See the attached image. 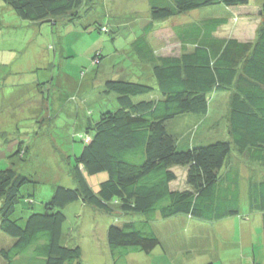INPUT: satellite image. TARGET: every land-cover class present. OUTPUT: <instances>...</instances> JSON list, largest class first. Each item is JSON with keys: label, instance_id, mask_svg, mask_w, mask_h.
Wrapping results in <instances>:
<instances>
[{"label": "trees", "instance_id": "1", "mask_svg": "<svg viewBox=\"0 0 264 264\" xmlns=\"http://www.w3.org/2000/svg\"><path fill=\"white\" fill-rule=\"evenodd\" d=\"M4 1L7 5L0 6V31L4 28L2 9L8 8L19 22L34 26L32 34L40 35L45 24L77 22L97 0ZM256 1L251 6V0H148L152 17L162 22L161 27L172 17L212 5L223 4L237 13L232 19L210 17L172 26L179 54L163 53L165 45L158 43L154 34L159 27L151 23L145 27L130 44L137 55L132 62L140 63L143 73L153 79L142 80L145 83L130 78L104 81V92L115 93L118 107L102 111L97 120L85 117L81 123L85 131H79L83 145L77 151L72 144L74 160L66 158L72 182L57 183L43 211L35 209L34 188L22 191L36 181L23 168L29 159H37L32 143L37 134L27 135L22 129L37 126L33 122L19 123L21 116L16 111L10 116L2 112L15 98L16 76L23 74H15L7 84L11 57L5 59L0 65V142L12 146L7 156L13 157L14 164L0 169V264H84L83 247L72 235L73 230L65 231L64 209L78 200L116 217L110 222L106 239L111 264H130L132 253L153 256L156 264H184L191 260L185 253L193 247L205 254L216 250L205 264L221 256L223 264L232 257L242 259L236 264H264V0ZM240 16L259 18L253 38L218 34ZM97 28L109 31L107 25L98 23ZM39 45L32 42L30 49L38 50ZM26 59L32 58L28 55L17 62L24 65ZM42 60L46 61L44 57ZM93 61L100 63L99 52ZM55 81L54 76L38 79L37 87L42 88L39 92H47L42 107L46 110L50 102L54 103V116L62 110L74 111L63 94L55 101L50 99ZM223 93L229 94L221 97ZM213 95L222 99L218 106L226 124L206 125L214 128L211 140L206 127L204 134L199 129L211 114L218 113L211 101ZM76 107L77 113L84 108ZM182 114L200 118L176 120ZM21 124L23 128H19ZM224 135L228 138L222 139ZM180 171L183 187L173 185ZM98 173L106 177L94 187L89 177ZM244 199L248 205L241 213ZM256 214L263 226L257 241L252 234L239 230L237 240L232 237V242L224 243L228 231L236 235L238 226L231 230L232 225ZM180 217L182 223L176 220ZM236 217L241 221L235 222ZM164 221L166 239L157 228ZM185 227L198 235L191 245L181 239ZM208 229L212 233L200 238L198 232ZM246 239L251 241L249 245Z\"/></svg>", "mask_w": 264, "mask_h": 264}, {"label": "rangeland", "instance_id": "2", "mask_svg": "<svg viewBox=\"0 0 264 264\" xmlns=\"http://www.w3.org/2000/svg\"><path fill=\"white\" fill-rule=\"evenodd\" d=\"M250 4L251 6H255L257 1L251 0ZM1 5H7V3L4 0H0ZM236 11V9L223 4L207 6L193 12L172 17L163 23L161 27L159 25L162 22L154 20L152 17L151 6L148 0H97L96 4L82 13L77 22L60 21L55 26L45 24V30L42 29L40 35H36L35 32L32 34L34 26L29 25L27 21L22 20V23L19 22V20L15 19L16 17L10 9L3 8L1 19H3L2 25L4 28L0 31V65L5 63V59L11 57L9 63L13 72L23 74L16 76L18 80L15 83L16 86L14 85L15 87L13 88L15 98L10 102L11 104L4 106L2 112L6 114L5 116H10L16 111L21 116L19 123L21 121L22 123L33 122L37 126H27L28 128L22 129V132H27V135L31 134L33 136L37 134L33 137V141L31 140L34 148H36L35 156L37 159H29V163L26 162L27 166L23 168L24 173L32 176L37 182L25 185L22 190L26 192L31 191L33 188L35 189L36 211L44 210V204L53 196L57 183L72 182H70L71 178L67 171L66 158L69 157L74 160V156L71 157L73 155L72 147L74 146L78 151L79 147L83 145L79 138V131H85L81 127V123L85 122V117L97 120L102 111L118 107L115 93L107 94L104 92V81L106 79L130 78L133 81L145 83L142 80L151 78L143 73V67L140 63L132 62L137 55L136 52L132 51L130 44L138 36L142 35L145 27L150 23L155 28L159 27L154 34L155 40L161 45H165L162 49L163 53L171 52L179 54L181 49L177 39L172 37L174 35L172 26L210 17L225 16L232 19L237 13ZM248 12L253 13L254 11L248 9ZM232 21L234 23H229L219 29L218 34L225 36L237 35L242 39H251L255 36L259 18L240 16ZM98 23L107 25L109 31H99L97 28ZM40 41H42L41 45L43 46L39 45ZM32 42L37 46L39 45V47H36L38 50H30ZM2 49L6 51L2 52ZM9 52L12 53L8 54ZM98 52L101 54V61L99 64H96L93 61V57ZM36 53L42 55L39 56ZM28 55L32 59H26L24 65L22 63L23 66L19 68L17 61L25 59ZM130 56H133L131 60ZM43 57L46 61L42 60ZM15 64L18 65L15 66ZM121 65H124V67ZM34 68L48 69L36 72V70L32 71ZM47 76L48 78H45ZM52 76H54L56 81L52 86L55 92H49L50 99H54L55 101L57 96L63 94L74 105V111L62 110L59 111L58 116H54L52 114L54 103L50 102L49 109L45 110L42 107L41 101L43 100V95L47 98V92L46 94L39 92L42 88L38 89L37 81L38 79L41 81L49 80ZM8 79L9 81L6 82H11V79ZM228 94L223 93L220 95L221 97H226ZM221 97L219 95L212 96L211 101L218 113L217 115L211 114L205 123L200 125L201 129H199L200 134L202 132L204 134V128L206 127V136L212 137L210 138L211 140L214 139L215 131L212 130L214 128L209 129L208 126L211 128L214 123H225V119H222L224 113L219 111L218 106L220 101H222ZM65 98L64 100H66ZM82 100H85L86 103L82 102ZM75 106H84V108L80 109L77 113ZM182 117L195 120L200 118L194 116V114H182L177 116L176 120ZM221 119L222 121H220ZM10 123H13V121L11 120ZM192 125H195L194 122H192ZM19 128H23L22 124ZM74 136L76 137L74 138ZM73 138L75 141H73ZM227 138L228 135L222 136V139ZM195 142L197 144L201 143L197 139ZM8 144L4 146V143L0 142V156L4 153V157L0 158V169L12 167L14 164L13 157L7 156V151L12 149V146ZM72 144L74 145L72 146ZM15 162L19 163L18 161ZM105 177V173L91 175L89 177L90 184L97 187L99 182ZM173 185L177 187L184 186L182 173L178 181L174 182ZM247 205L248 202L244 199L241 202V213L246 210ZM64 212L66 214L65 231L73 230L72 235L83 247L84 264H111V262H108V260L110 261V255L106 239L110 222L111 220H115L116 217L98 212L94 207L83 203L81 200L68 204ZM176 220L178 223H182L183 217ZM235 220H237L235 222L241 221L237 217ZM242 222H245V226L248 228L247 231L243 232H247L249 235L252 234L254 241H257L260 238L261 232L263 233L260 215L256 214L250 219H242ZM162 224L163 226H161ZM238 225L239 223H236L235 227ZM159 227L162 237L166 239V221L160 222L157 228ZM225 228L226 226L224 225ZM190 229L192 228L190 227ZM231 230L233 229L231 228ZM239 230V227H237L235 236L232 231H228L226 235L227 240L224 243L226 241L232 242V239H230L232 237L237 240ZM205 231L198 232L200 238L208 235L210 232L212 233V229L210 232L209 229ZM181 233L183 236L181 239H185L186 244L190 245V242H195L193 240H196L195 236H198L197 233L191 232L187 227L183 228ZM220 239H222V236H220ZM187 249L189 250V248ZM233 249L235 247L226 250V252H232ZM186 250L184 251L186 252ZM213 252H216V250L208 251L210 257L213 256ZM204 253H198V249L193 247L185 255L191 260H198L197 262L189 260V264H197L201 261L199 259L204 257ZM129 257L131 258L130 264H138L137 261H140L139 264H156L152 260L153 256H147L145 253H132ZM219 259L218 261L216 259V262L211 264H223L222 260L224 258L221 256ZM181 263L178 262L176 264ZM184 264L186 263L184 262ZM225 264H229L227 260Z\"/></svg>", "mask_w": 264, "mask_h": 264}, {"label": "crops", "instance_id": "3", "mask_svg": "<svg viewBox=\"0 0 264 264\" xmlns=\"http://www.w3.org/2000/svg\"><path fill=\"white\" fill-rule=\"evenodd\" d=\"M31 50V49H30ZM16 65H18V64H15V66ZM19 66V68H21L20 66H23L21 63L18 65ZM11 74H9L7 77H6V79H5V81H9V79L8 78H10L11 79V82H6L7 84H10V83H12V81H13V76L15 75V74H17L16 72H13V69L11 68ZM12 75V76H11ZM243 223V224H242ZM238 227H239V229H240V232H243V231H247L248 230V228L245 226V222H242L241 221V223H239V225H238ZM235 228V224L234 225H232V229H234ZM235 230V229H234ZM245 236H247V235H245ZM241 239H242V242L244 243V240H245V238L242 236L241 237ZM246 244H250V242L251 241H249L248 239H246ZM249 242V243H248ZM253 243V242H252ZM233 259H226L227 261L228 260H230L232 263L231 264H236V262H241V260H240V258H237V257H232ZM238 259H239V261H238ZM199 260H201L200 262H198L197 264H205V263H208L209 262V254H205L204 253V257H202V258H200ZM246 260H248V258L246 259ZM250 260V259H249ZM191 261H194V262H197L198 260L196 259V260H191ZM185 263L186 264H189V260H186L185 261ZM251 263V262H250Z\"/></svg>", "mask_w": 264, "mask_h": 264}]
</instances>
